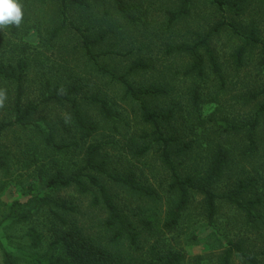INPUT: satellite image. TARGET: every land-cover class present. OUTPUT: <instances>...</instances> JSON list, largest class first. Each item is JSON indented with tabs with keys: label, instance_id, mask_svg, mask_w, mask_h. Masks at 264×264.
Masks as SVG:
<instances>
[{
	"label": "rangeland",
	"instance_id": "374dc122",
	"mask_svg": "<svg viewBox=\"0 0 264 264\" xmlns=\"http://www.w3.org/2000/svg\"><path fill=\"white\" fill-rule=\"evenodd\" d=\"M89 1L94 5L88 10L76 6L69 9L67 17L73 26H68L52 43H47L48 33L54 27V23L58 22L59 5L56 0H17L22 6L24 19L18 25L17 32H11L10 26L0 27V58L9 60L26 56L23 49L27 48L30 64L25 97L33 101H38L40 85L44 80L55 82L59 79V75H63L62 79L69 81L67 79L69 73L65 74V69H73L81 73L91 86L90 90L83 89L82 95L90 96L99 92V96L106 100L113 114L111 119L106 120L102 118L96 105L88 102L81 105L86 119L97 128V132L88 143H101L104 146V152L110 158L111 169L124 170L128 166L137 167L141 169L149 183L165 181L167 175L159 163L155 149L150 150L139 161L130 156L129 148L126 146L128 139L139 131L150 130V127L142 123L139 103L124 95L123 86L98 74L96 67L86 61L87 58L79 48L82 35L99 40L93 48L95 53L103 54L97 60L98 65L107 66L118 75L123 73L132 61L138 59L149 61L152 65L150 70L129 75L128 80L135 88L160 86V84L161 87L164 86L167 90L166 95L169 94L168 98L165 96L145 98V101L151 108L161 112L171 108L173 118L170 124L163 122L166 130L189 131L187 140L193 137L191 131H209V133L226 131L227 121L247 125L246 122L252 118V109L264 101V96L249 102L245 99L249 90L258 91L264 87V66L258 64L259 48L255 46L248 51L242 67L235 71L234 54L241 45V38L229 26H222L221 30L212 34L209 39L210 51L219 63L226 82L224 88L219 87L220 82L210 72L208 56L203 47H200L199 51L206 60L207 73L202 80L199 77L182 75L190 63L187 54L175 52L168 55L166 52L167 45L175 47L194 44L216 23L222 21V12L210 0H191L188 3L187 16L178 19L170 27L167 26V12L177 11L181 0H124L130 7V13L134 17L133 22L125 21L119 14L117 15L109 0H101L97 3L93 0ZM232 2L238 3L239 0H228L223 7V14L227 20L241 26L254 25L262 40L264 5L259 0H245L246 10L240 11L229 5ZM74 27L78 28L77 31ZM35 59L39 62L36 63ZM165 75L169 78L164 79ZM199 83L202 85V90L201 110L198 117L192 112L189 114V111L191 95ZM13 91L9 83L0 81V121L5 118L13 119V113L10 111ZM33 119L45 128V131H53L52 141L56 143H73L78 140L70 112L65 106H44ZM193 119L196 123L202 121L203 124L190 131L189 127ZM7 131L0 138V152L8 155L9 165L7 174L0 170V183L4 184L3 189L0 190V264H3L1 248L14 250V242L12 243L11 240L18 242L27 238L26 234L31 229L42 236L40 253H46L53 240L48 207L31 205L28 207L30 217L26 221L20 223L11 222L10 219L4 221V216L8 214L13 202L26 203L35 195H41L45 191V178L38 177L34 164L25 169L26 164H23L25 162L22 160L25 158L22 149L26 145L28 136L24 131L32 130L15 126ZM257 131L261 144L254 154L247 151L246 141L241 135L234 133L226 135L222 132V136L226 137V141L233 149L231 163L222 180L215 185V190L223 193L233 187L236 178L255 177V181L250 185L251 188L247 189L246 196L262 198L259 211L264 215V122ZM81 157L82 153L76 149L69 151L64 159L72 167L74 164H79ZM205 162L194 163L196 166L194 168L202 169L205 167ZM185 172L187 171L181 168L180 173ZM55 194L78 205L84 212L91 198L81 197L72 189ZM199 201L200 198L197 196L185 214L183 225L178 227L175 233L168 235H172L174 244V240L177 239V245L185 253L184 264H194L195 256L203 257L201 264H213L216 255L228 247L229 241H243L246 250L259 259H264V219L255 227L246 225L242 212L225 201H218L214 222L208 224L200 215ZM84 221L85 219L77 215V228ZM168 236L165 237L167 243H169ZM233 264L244 263L241 258L235 257Z\"/></svg>",
	"mask_w": 264,
	"mask_h": 264
},
{
	"label": "trees",
	"instance_id": "16d2710c",
	"mask_svg": "<svg viewBox=\"0 0 264 264\" xmlns=\"http://www.w3.org/2000/svg\"><path fill=\"white\" fill-rule=\"evenodd\" d=\"M100 1L93 0L95 3ZM109 1L117 15L119 14L125 21H134L130 7L124 0ZM190 1L181 0L177 11L167 12L168 27L187 16ZM226 1L228 0H210L222 12V21L216 23L205 36H201L199 41L192 45L166 46L168 55L175 52L185 53L190 58L189 65L182 73L184 77L195 76L204 79L208 63L210 72L220 82V88H224L226 82L219 63L210 51L209 39L212 34L219 32L222 26H229L241 38V45L234 54L235 71L242 67L245 55L255 46L259 48L258 64L264 66V38L260 40L259 31L254 25L241 26L229 22L223 14ZM259 1L264 5V0ZM56 2L59 5L58 22L54 23V27L48 33L47 43H52L68 26H73L67 17L69 9L76 6L88 10L94 5L90 4L89 0ZM244 3L245 0H239L238 3L232 2L229 5L245 11ZM23 19L24 12L22 21ZM9 26L11 32H17V25ZM74 28L77 31L78 28ZM98 41L97 38L81 36L79 48L87 58L86 61L96 67L98 74L123 86L124 95L139 103L142 123L150 127V130L139 131L128 139L126 146L129 148L130 156L139 161L150 150L155 149L159 163L167 173L166 179L149 183L141 169L137 167L111 169L110 158L104 152V146L101 143H88L97 132V128L86 119L81 105L84 102L96 105L98 112L106 120L111 119L113 114L106 100L99 96V92L90 96L82 95L83 89L90 90L91 86L81 73L65 69L64 73H69L67 75L69 81H64L63 75H59L55 82L44 80L40 85L38 101H33L25 97L30 64L27 48L23 49L26 56L9 60L0 58V81L9 83L14 90L10 104L13 119L5 118L0 121V138L8 129L15 126L32 130L24 131L28 136L22 149V155L25 157L22 159L25 162L23 164H26L25 169L34 164L38 177L45 178V191L26 203L13 202L8 214L4 216V221L8 219L16 223L26 221L30 217L28 207L31 205L48 207L53 237L49 250L40 253L42 236L34 229L29 230L27 238L18 242L11 240L14 242V250L1 248L3 264H184L185 253L177 245V239L174 240L175 245L171 239L172 235H168L183 225L185 214L197 196L200 198V215L208 224L214 222L217 202L225 201L243 213L246 225L257 226L258 222L264 219V215L259 211L262 198L246 196L247 189L251 188L255 177L249 176L247 179L238 177L233 187L223 193L216 192L215 185L224 177L231 163L233 149L226 141V137L222 136V132L226 135L231 133L241 135L246 141L247 151L254 154L261 144L257 130L264 122V101L252 109V118L246 122L247 125L227 121L226 131L211 133L191 131L192 128L203 124L202 121L198 124L193 119L189 127L193 137L187 140L189 131L166 130L163 122L170 124L173 118L171 108L161 112L151 108L145 101V98L164 96L168 98L169 94L166 95L167 90L164 86L161 87L160 84L135 88L128 80L129 75L150 70L151 63L143 59L132 61L125 71L118 75L107 66L98 65L97 60L103 55L93 51ZM200 47L204 48L208 56L207 63L203 53L199 51ZM34 61L39 62L38 59ZM62 68L64 70V65ZM168 78L165 75L164 79ZM201 90L202 85L199 83L191 95L189 111V114L192 112L198 117L201 110ZM246 95L245 99L248 102L254 101L259 96H264V87L258 91L251 89ZM48 105L68 108L76 130L75 134L78 136L77 141L56 143L52 141L53 131H45V128L34 121L33 117L42 107ZM229 129L235 131H228ZM243 129L247 131H242ZM76 149L80 150L82 157L79 164L71 167L64 157L68 156L69 151ZM7 159L8 155L0 152V170L5 174L9 171ZM201 161H206L205 167L196 170L194 163ZM181 168L187 172L180 173ZM3 187L4 184L0 183V190ZM67 189H72L81 197H91L85 212L80 210L78 205L55 194ZM77 215L85 219L79 228L76 226ZM166 236L169 243L166 242ZM244 247L243 241H229L228 247L216 255L213 264H233L235 257L241 258L244 264H264V259H259ZM202 258L195 256L194 264H201Z\"/></svg>",
	"mask_w": 264,
	"mask_h": 264
},
{
	"label": "clouds",
	"instance_id": "9594fccd",
	"mask_svg": "<svg viewBox=\"0 0 264 264\" xmlns=\"http://www.w3.org/2000/svg\"><path fill=\"white\" fill-rule=\"evenodd\" d=\"M22 6L17 0H0V27L20 25L22 22Z\"/></svg>",
	"mask_w": 264,
	"mask_h": 264
}]
</instances>
